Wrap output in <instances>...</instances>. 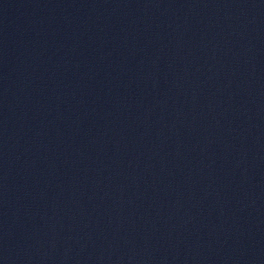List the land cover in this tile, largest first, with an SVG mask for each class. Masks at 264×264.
<instances>
[{
    "label": "water",
    "instance_id": "water-1",
    "mask_svg": "<svg viewBox=\"0 0 264 264\" xmlns=\"http://www.w3.org/2000/svg\"><path fill=\"white\" fill-rule=\"evenodd\" d=\"M0 264H256L178 0H0Z\"/></svg>",
    "mask_w": 264,
    "mask_h": 264
}]
</instances>
